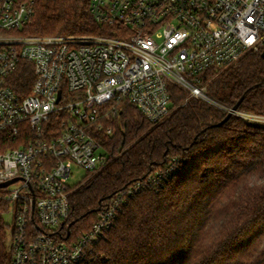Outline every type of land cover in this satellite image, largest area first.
<instances>
[{"label":"built area","instance_id":"built-area-1","mask_svg":"<svg viewBox=\"0 0 264 264\" xmlns=\"http://www.w3.org/2000/svg\"><path fill=\"white\" fill-rule=\"evenodd\" d=\"M89 1L95 22L111 34H24L32 6L0 0V185L17 180L0 187L11 264L84 262L127 198L172 177L173 167L150 175L117 194L80 238L61 239L73 167L97 173L110 162L96 135L115 134L104 122L122 104L158 124L171 115L170 87L178 86L231 113L207 96L200 74L264 52V0ZM29 63L33 81L21 95L11 83ZM233 113L264 124V115Z\"/></svg>","mask_w":264,"mask_h":264},{"label":"trees","instance_id":"trees-1","mask_svg":"<svg viewBox=\"0 0 264 264\" xmlns=\"http://www.w3.org/2000/svg\"><path fill=\"white\" fill-rule=\"evenodd\" d=\"M33 8L24 34H111L99 26L89 0H20ZM31 66V67H30ZM207 96L238 111L264 115L263 52H251L223 70L200 74ZM29 63L12 88L27 95ZM171 115L150 123L124 103L104 122L115 134L96 135L110 162L72 187L62 238L88 232L117 194L173 167L163 187L127 198L114 225L80 264H264V124L251 123L170 87ZM5 208L0 204V211ZM8 225L0 219V264H11Z\"/></svg>","mask_w":264,"mask_h":264},{"label":"rangeland","instance_id":"rangeland-1","mask_svg":"<svg viewBox=\"0 0 264 264\" xmlns=\"http://www.w3.org/2000/svg\"><path fill=\"white\" fill-rule=\"evenodd\" d=\"M72 173H73V178L70 181V184L72 186H77V185H79L81 183H85V182H87L89 180L88 178H91L94 174H96V173H87L85 170H83L80 167H77L76 165L73 167ZM11 217H12V214L11 213H5L4 214V218H5V220H6L7 223L8 222L9 223H12ZM8 230H9V228H8ZM9 234H10V231L8 233L7 242H9V239H10L9 238Z\"/></svg>","mask_w":264,"mask_h":264},{"label":"water","instance_id":"water-1","mask_svg":"<svg viewBox=\"0 0 264 264\" xmlns=\"http://www.w3.org/2000/svg\"><path fill=\"white\" fill-rule=\"evenodd\" d=\"M263 57H264V52H263ZM242 100L238 102V104L233 108V112L237 111L239 109V106L241 105ZM233 112L228 114V117L222 122V124H224L225 122H227L232 116H233ZM17 180H13L11 182L5 183V184H1L0 187H7L8 185H10L11 183L16 182Z\"/></svg>","mask_w":264,"mask_h":264},{"label":"snow or ice","instance_id":"snow-or-ice-1","mask_svg":"<svg viewBox=\"0 0 264 264\" xmlns=\"http://www.w3.org/2000/svg\"><path fill=\"white\" fill-rule=\"evenodd\" d=\"M262 183H264V182H262Z\"/></svg>","mask_w":264,"mask_h":264}]
</instances>
